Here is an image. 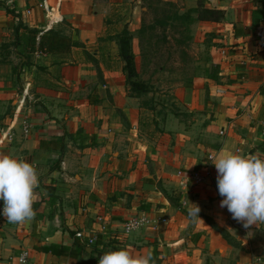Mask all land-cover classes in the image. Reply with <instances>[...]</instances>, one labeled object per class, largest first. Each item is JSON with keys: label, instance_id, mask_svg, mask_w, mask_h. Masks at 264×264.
<instances>
[{"label": "crops", "instance_id": "obj_1", "mask_svg": "<svg viewBox=\"0 0 264 264\" xmlns=\"http://www.w3.org/2000/svg\"><path fill=\"white\" fill-rule=\"evenodd\" d=\"M203 3L225 15L198 24L205 53L185 112L167 117L169 134H140L145 109L125 91L118 35L139 27L143 0H0V153L33 163L39 178L32 220L8 223L0 211V264H98L121 248L155 264H264V224L245 229L220 207L209 159L264 154V0ZM50 30L71 48L41 49ZM193 170L204 181L182 193L180 174ZM193 203L201 219L189 216ZM143 214L167 221L124 230ZM71 232L87 242L80 256L43 249L72 246Z\"/></svg>", "mask_w": 264, "mask_h": 264}, {"label": "rangeland", "instance_id": "obj_2", "mask_svg": "<svg viewBox=\"0 0 264 264\" xmlns=\"http://www.w3.org/2000/svg\"><path fill=\"white\" fill-rule=\"evenodd\" d=\"M150 2L153 6L148 5V0L144 4L139 27L130 30L139 74L129 80L139 81L141 85L133 87L124 74L125 91L145 109V116L138 122L140 134H169L167 117L185 112L181 110L187 107L185 103L191 92L187 88H191L202 66L206 38L201 34L198 17L203 7L189 8L184 0H179L171 1L174 5L162 10L155 1ZM199 2L203 4V0ZM143 22L146 23L144 31L141 30ZM120 61L124 63L123 58ZM183 173L181 177L186 175ZM180 191L185 190L181 187ZM151 224L141 228L151 227Z\"/></svg>", "mask_w": 264, "mask_h": 264}, {"label": "clouds", "instance_id": "obj_3", "mask_svg": "<svg viewBox=\"0 0 264 264\" xmlns=\"http://www.w3.org/2000/svg\"><path fill=\"white\" fill-rule=\"evenodd\" d=\"M209 159L217 170V188L223 197L220 207H226L245 229L264 224V154L221 151ZM38 185L33 163L0 153V200L3 201L2 215L8 223H24L35 217ZM194 205L189 208V216L193 220L201 219L200 206ZM140 223L133 221L129 231L137 229ZM98 264H155V261L151 252L138 254L121 248L104 252Z\"/></svg>", "mask_w": 264, "mask_h": 264}, {"label": "trees", "instance_id": "obj_4", "mask_svg": "<svg viewBox=\"0 0 264 264\" xmlns=\"http://www.w3.org/2000/svg\"><path fill=\"white\" fill-rule=\"evenodd\" d=\"M150 1H155L158 7H161L162 10H167L169 6L174 5L171 1L166 0H148L149 6L152 5ZM144 4L147 2V0H143ZM153 6V5H152ZM156 6V7H157ZM203 7V10L201 12V15H199L198 19L200 21H221L224 17V11L222 9H216V8H209L205 6V4L200 3L198 4V7ZM189 17L190 14L188 15ZM146 29V23L143 22V27H141V30L144 31ZM67 37L60 35L58 32L54 30H50L45 32L42 35L40 48L43 50H57V51H65L67 49L71 48V42L67 41ZM118 42L120 47V55L124 60V66H123V72L127 76L128 81L134 86L141 85L139 81L136 80H129L133 77H136L139 72L137 70V66L135 63V54L132 49V40L133 37L130 33V30L125 28L119 35H118ZM45 140L41 141V146H44ZM258 150L264 152V140L258 145ZM217 227V226H216ZM223 234V236L228 240V242L235 247H242L241 243L238 242L235 238L232 237V235L224 228L217 227ZM73 236L75 237V241L72 246H66V245H57L52 244L48 247H44L45 251H52L56 254H64L69 253L71 256L78 257L81 254L85 252L87 242L82 241L81 238L76 236L75 232H71ZM100 241L99 236L97 235L96 240L94 241V245L98 244ZM154 259V258H153ZM155 261V260H154Z\"/></svg>", "mask_w": 264, "mask_h": 264}, {"label": "built area", "instance_id": "obj_5", "mask_svg": "<svg viewBox=\"0 0 264 264\" xmlns=\"http://www.w3.org/2000/svg\"><path fill=\"white\" fill-rule=\"evenodd\" d=\"M260 34L261 32H259V35ZM22 128H23V135L25 137H28L31 132V124L27 119L23 120ZM221 133L223 132L221 131ZM183 174H186L183 176L185 177V179L182 182V186L185 191H187V188L190 182L194 181L196 184H199L203 182L205 178V175L200 170L187 171V172H184ZM0 211L1 212L3 211V201L2 200H0ZM133 221H142V223H140L139 227L137 228L139 229L148 223L149 224L152 223L150 225L152 228L156 227L159 223L166 222L167 219L165 217L161 218V217L148 215V214L133 216L124 221V230L126 232H131L129 231V228L131 227V224ZM133 230H136V229H133ZM96 238H97V235L93 236L92 239L96 240ZM20 258L22 261H25L27 259V253H23Z\"/></svg>", "mask_w": 264, "mask_h": 264}]
</instances>
